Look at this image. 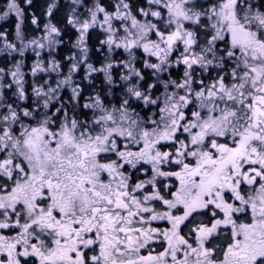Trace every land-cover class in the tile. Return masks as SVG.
I'll list each match as a JSON object with an SVG mask.
<instances>
[{
    "label": "snow or ice",
    "instance_id": "1",
    "mask_svg": "<svg viewBox=\"0 0 264 264\" xmlns=\"http://www.w3.org/2000/svg\"><path fill=\"white\" fill-rule=\"evenodd\" d=\"M65 7L66 72L0 8V264H264V0Z\"/></svg>",
    "mask_w": 264,
    "mask_h": 264
},
{
    "label": "trees",
    "instance_id": "2",
    "mask_svg": "<svg viewBox=\"0 0 264 264\" xmlns=\"http://www.w3.org/2000/svg\"><path fill=\"white\" fill-rule=\"evenodd\" d=\"M35 7L31 5H27L24 0H19V3L22 7L26 9V16L28 19L26 20V25L29 31L32 29V25L30 22V16L32 13H36L38 16L41 17V20L43 21V13L46 11L47 4L52 3L53 0H33ZM57 3V9L54 11V15L60 23L58 26L62 29V39L64 43L58 46L56 52L54 53L57 60H60L62 62V65H64V71H67V61L64 59L66 56L71 55L76 50L71 47L72 43L76 39V33L73 29H71L70 26L66 25V18L68 15V8L65 7L68 0H55ZM6 3V0H0V8L4 6ZM0 29H6L9 33H14L15 30V18L11 17L8 20L0 21ZM90 47L92 48L90 52L91 59L94 63H98V54L95 52V47L93 45L98 44V40L96 36H93L89 41ZM45 60L48 58V53L45 52L44 54ZM35 59L34 55L31 52H28L26 54L25 58V64H26V70L30 68L33 60ZM2 66V65H0ZM83 72L78 73V76H81ZM53 79H55V76L53 75Z\"/></svg>",
    "mask_w": 264,
    "mask_h": 264
}]
</instances>
